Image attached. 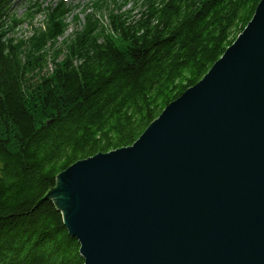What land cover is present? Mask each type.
<instances>
[{
  "label": "trees",
  "instance_id": "16d2710c",
  "mask_svg": "<svg viewBox=\"0 0 264 264\" xmlns=\"http://www.w3.org/2000/svg\"><path fill=\"white\" fill-rule=\"evenodd\" d=\"M18 1L0 0V264H84L62 212L45 199L58 176L132 146L208 73L261 0H144L138 16L110 9L105 25L87 13L62 42V60L57 44L72 7L30 6L26 19L45 12L47 20L18 40L11 36L22 23L13 15Z\"/></svg>",
  "mask_w": 264,
  "mask_h": 264
},
{
  "label": "water",
  "instance_id": "95a60500",
  "mask_svg": "<svg viewBox=\"0 0 264 264\" xmlns=\"http://www.w3.org/2000/svg\"><path fill=\"white\" fill-rule=\"evenodd\" d=\"M45 199L84 264H264V0L132 146L72 165Z\"/></svg>",
  "mask_w": 264,
  "mask_h": 264
},
{
  "label": "rangeland",
  "instance_id": "374dc122",
  "mask_svg": "<svg viewBox=\"0 0 264 264\" xmlns=\"http://www.w3.org/2000/svg\"><path fill=\"white\" fill-rule=\"evenodd\" d=\"M59 0H19L17 2V5L14 6L13 15H16V17L20 20H22L21 25L11 34L15 39H27L31 37L35 29L41 28L44 26V23L46 22V13H38L35 15L33 19H26V15L29 12L30 6H37V5H44V7L51 6V4L57 3ZM66 2V4L70 5L72 7V11L68 15L66 22L68 24V29L65 34V36L59 38L57 48H61L63 53H60V60H62L65 55L67 54V49L64 46H67L68 44L64 45L62 43L63 41L66 42L68 39L74 38V35L77 30H80L82 28V25L85 22V15L87 13L94 14L96 13L98 16H100V20L105 25V23H108V14L109 10L112 9L114 13L120 14V12H125L133 9L132 16H138L141 11H143V1L144 0H126L124 2L123 0H115L117 2H114L113 0H107L109 3V7L105 8L102 7L100 10H96L95 7L92 6V3L96 0H63ZM118 3L122 5V9L120 10L118 7ZM137 3V4H136ZM78 16L80 19V22H75V17ZM137 18V17H135ZM53 59V56L49 58L47 62V66L45 71L48 69L51 70L54 68L53 61H50Z\"/></svg>",
  "mask_w": 264,
  "mask_h": 264
}]
</instances>
